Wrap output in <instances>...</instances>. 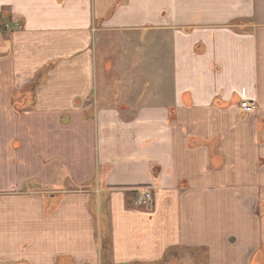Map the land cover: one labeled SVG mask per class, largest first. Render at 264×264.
<instances>
[{
	"label": "crops",
	"instance_id": "0c3cea01",
	"mask_svg": "<svg viewBox=\"0 0 264 264\" xmlns=\"http://www.w3.org/2000/svg\"><path fill=\"white\" fill-rule=\"evenodd\" d=\"M0 16V264H264V0Z\"/></svg>",
	"mask_w": 264,
	"mask_h": 264
},
{
	"label": "built area",
	"instance_id": "2783aa9c",
	"mask_svg": "<svg viewBox=\"0 0 264 264\" xmlns=\"http://www.w3.org/2000/svg\"><path fill=\"white\" fill-rule=\"evenodd\" d=\"M255 107H256V103L252 101H245L239 104V109L242 110L243 112L252 111L255 109ZM151 201H152L151 191L147 189H143L137 191L134 204L136 207H145V206H149Z\"/></svg>",
	"mask_w": 264,
	"mask_h": 264
},
{
	"label": "trees",
	"instance_id": "16d2710c",
	"mask_svg": "<svg viewBox=\"0 0 264 264\" xmlns=\"http://www.w3.org/2000/svg\"><path fill=\"white\" fill-rule=\"evenodd\" d=\"M8 26L11 27V24L8 21V18L6 19L5 17L0 16V32H6V29L8 28ZM125 195L128 197L127 198L128 203L130 202L131 206L134 207L133 201L135 199L136 193L131 192V193H127ZM108 246H109V243H107L106 247H108Z\"/></svg>",
	"mask_w": 264,
	"mask_h": 264
},
{
	"label": "rangeland",
	"instance_id": "374dc122",
	"mask_svg": "<svg viewBox=\"0 0 264 264\" xmlns=\"http://www.w3.org/2000/svg\"><path fill=\"white\" fill-rule=\"evenodd\" d=\"M12 26H13L14 28H11V27L8 26V28L6 29V32H9V29H10V28H11L12 30H15V29L18 28V27H17L18 25L15 26L14 24H12ZM19 98H20V97H18V99H19ZM18 99H17V100H18ZM14 111L21 113V112H20L21 110H17V109H16V110H14ZM140 190H143V189H140ZM137 191H138V190H137ZM137 191L135 192L136 195H137ZM135 198H136V196H135ZM134 200H135V199H134ZM133 205H134V207H136L135 204H134V201H133ZM145 207L147 208L148 206H145ZM145 207H144V208H145Z\"/></svg>",
	"mask_w": 264,
	"mask_h": 264
}]
</instances>
